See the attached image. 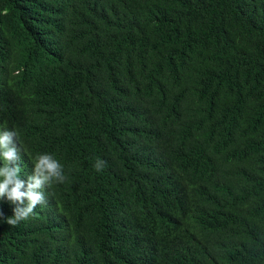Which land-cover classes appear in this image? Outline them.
Instances as JSON below:
<instances>
[{"label": "trees", "instance_id": "trees-1", "mask_svg": "<svg viewBox=\"0 0 264 264\" xmlns=\"http://www.w3.org/2000/svg\"><path fill=\"white\" fill-rule=\"evenodd\" d=\"M4 131L0 264H264V0H0Z\"/></svg>", "mask_w": 264, "mask_h": 264}, {"label": "clouds", "instance_id": "clouds-1", "mask_svg": "<svg viewBox=\"0 0 264 264\" xmlns=\"http://www.w3.org/2000/svg\"><path fill=\"white\" fill-rule=\"evenodd\" d=\"M17 133L4 131L0 134V159L3 167L0 168V199L7 200L15 205L14 215L6 219L10 226H16L21 221H27L34 214L38 205H46L44 195L46 186L55 183H64L63 165L51 154H39L35 158L33 174L25 182L20 178L22 171L19 166L20 155L16 143ZM105 162L97 159L94 168L102 172ZM27 202V203H25ZM3 213L0 212V217Z\"/></svg>", "mask_w": 264, "mask_h": 264}]
</instances>
